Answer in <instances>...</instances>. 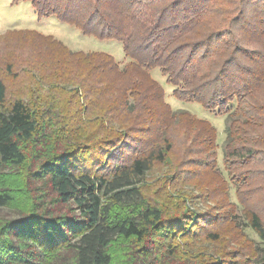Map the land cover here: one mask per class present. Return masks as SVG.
<instances>
[{"label":"trees","instance_id":"16d2710c","mask_svg":"<svg viewBox=\"0 0 264 264\" xmlns=\"http://www.w3.org/2000/svg\"><path fill=\"white\" fill-rule=\"evenodd\" d=\"M20 1L30 3L38 20L54 17L83 36L121 43L129 62L120 68L105 53L72 52L50 36L32 30L16 32L31 35L40 45L55 44L69 59L81 58L90 70L89 76L81 74L82 99L105 102L107 108L98 110L104 109L102 116L120 129L104 127L101 133L79 140L70 152L53 151L46 164L47 184L58 201L72 203L79 214L52 216L31 202L20 218L0 223V264L28 263L15 241L52 252L67 246L76 264H110L108 248L116 238L141 242L152 235H196L217 241L220 224H230L241 233L243 245L233 258L209 264H264L263 256H254L253 247L246 244L233 204L225 202L230 184L246 225L264 251V0ZM215 19L218 23L212 27L209 22ZM204 25L206 29L197 30ZM248 41L263 50H249ZM157 69L177 87L179 100L229 118L223 145L228 182L217 173L215 127L171 112L164 91L149 75ZM6 100L7 88L0 77V174L7 166L24 163L20 145L32 139L37 127L22 98L8 107ZM173 128L172 137L178 131L185 143L190 142L181 146L182 156L177 159L180 177L201 179L200 193L209 202L222 197L217 203H223L224 212L209 210L195 218L173 220L150 206L139 212L144 226L128 219L110 223L102 199L117 204L139 201V179L174 153L169 145L172 138H167ZM11 203V195L0 192V209Z\"/></svg>","mask_w":264,"mask_h":264},{"label":"rangeland","instance_id":"374dc122","mask_svg":"<svg viewBox=\"0 0 264 264\" xmlns=\"http://www.w3.org/2000/svg\"><path fill=\"white\" fill-rule=\"evenodd\" d=\"M217 23L218 19H215L210 21L209 25L213 27ZM204 29L205 25L197 30ZM19 30H32L50 36L72 52L105 53L112 56L120 68L129 60L124 56L121 43L83 36L76 29L59 23L54 17L38 20L28 2L0 0V77L7 88L5 106L8 107L16 98H22L37 123L32 139L20 145L24 163L20 166H7L0 174V192H8L12 197L10 206L0 209V223L20 218L31 202H34L36 208L38 206L37 210L52 216H78L74 205H63L47 184L48 159L57 149L70 152L78 145L79 140L101 133L100 130L104 127L107 131L120 128L107 122L108 116H102L104 109L98 110L107 108L105 102L94 103L96 100L82 99V85L79 83L81 74L88 73L89 76L90 70L83 65L81 58L69 59L55 44L40 45L29 34H16ZM245 45H248L245 47L249 50H263L258 43L248 41ZM149 75L164 91V103L171 112L191 115L215 127L218 139L217 173L227 181L229 175L223 164V145L227 140L226 128L229 118L225 115L213 116L195 103L179 100L175 94L177 87L168 82L161 70H153ZM89 101L94 103L93 106ZM0 110L3 111V108ZM109 116L114 114L110 113ZM174 124L177 126V122ZM173 130L174 128L168 131L167 138H172L169 145L170 152L174 153L169 154L164 163L153 165L151 170L139 179L136 185L140 192L139 201L117 204L106 198L102 199L109 209L107 219L110 223L128 219L144 226L139 212L150 206H157L165 217H173V220L174 217L179 219L182 216L195 218L209 210L222 213L223 208L220 206H223V203H217L222 197L209 202L200 193V186H197L202 182L201 179L190 181L194 178L182 180L184 177H180L181 160L177 159L182 156L181 146H187L190 142L185 143V136L182 139L181 132L178 131L172 137L170 132L173 135ZM225 202L233 204L231 209L234 217L240 221L244 238L248 240L246 244L253 247L254 256L259 253L258 256L262 255L264 258L262 243L246 225L242 216L243 208L238 205L236 199L235 187L230 184ZM46 216L50 217L47 214ZM218 236L217 241H212L196 235L170 238L152 235L141 242L135 238L119 237L108 248L110 264H209L210 261L220 263L226 258H233L243 242L239 240L241 233L236 232L230 224H220ZM15 243L25 253L28 260L26 264H76L75 254L67 246L52 252L53 249H41L37 245L17 241Z\"/></svg>","mask_w":264,"mask_h":264}]
</instances>
